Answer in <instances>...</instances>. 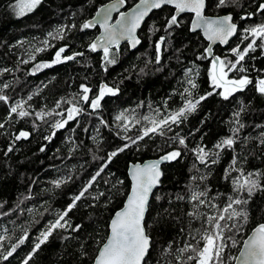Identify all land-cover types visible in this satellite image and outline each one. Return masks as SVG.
<instances>
[{"label": "trees", "instance_id": "16d2710c", "mask_svg": "<svg viewBox=\"0 0 264 264\" xmlns=\"http://www.w3.org/2000/svg\"><path fill=\"white\" fill-rule=\"evenodd\" d=\"M107 1L42 0L32 12L17 16L13 9L15 0H0V70H10L0 75V88L5 83L9 85L0 92L9 97L7 103L0 101V124L4 125L0 128V235L10 238L5 241L6 247L25 234L29 237L8 261L0 260V264H22L40 233L67 209L91 177L104 167L66 217L73 227L81 225L80 230H56L29 261V264H92L108 234L112 215L128 194V165L159 157L173 149H179L182 156L162 166L161 184L152 194L145 216L146 231L152 241L146 259L147 264H179L177 250L186 243H194L188 234L189 226L192 229L201 226L200 220H193L188 215L193 211L194 203L189 200L190 187L199 185L201 190L207 187L206 203L210 200L218 207L200 206L199 211L218 215L226 206L227 198L238 195L233 192L231 179L240 173L232 171L228 179L225 178L234 155L238 156L237 167L245 172H264V144L258 139L264 132V95L256 90L257 82L264 79V49L260 47L251 51L237 66L243 67L244 72L233 70L228 73L229 78L247 76L252 81L242 91L225 100L215 94L220 92L216 89L213 95L201 101L187 120L172 125V131L165 130L164 136L150 134L109 161L112 151L130 143L128 137L136 139L143 128L150 126L142 117L166 116L183 106L185 98L195 101L212 92L213 87L209 76L212 58L205 51L207 42L200 32L190 31V14L178 17L179 27L165 31L166 20L174 12L169 6L153 11L145 20L138 32L141 42L136 49L130 50L126 44L110 49L116 62L105 64L103 52H92L88 47L98 28L81 30V26ZM135 2L125 0V8ZM260 3L264 0H238V4L218 7V0H206L207 15L232 14L238 24L236 36L226 47L216 45L213 56L236 60L231 49L237 45L243 49L249 42L241 43L242 30L264 21V13L256 11ZM248 13L255 15L242 20L241 17ZM61 28L64 39H52L48 35ZM161 36L165 40L157 63L156 44ZM45 39L49 40V45L43 43ZM60 47L66 49L62 57L75 53H83V56L37 70V64L51 63ZM37 48L45 50L36 52ZM200 56L206 58L197 59ZM189 69L197 85L195 89L191 88L189 77L185 75ZM105 84L118 91L114 96L105 95L98 110L93 112L80 101L78 106L85 111L75 120L59 130L51 127L55 121L66 118V109L71 105L63 101L82 93L81 85L88 86L91 89L89 96L95 98ZM185 88H189L192 96L184 93ZM29 96L31 100H28ZM19 101H26L23 107L30 115L21 118L11 114L9 118L10 108ZM58 101L59 108L56 107ZM40 111L63 112L64 116L54 114L40 120L36 117ZM121 112L127 120L115 119ZM237 112L239 116L234 115ZM237 120L244 127L238 133L234 150L216 149L214 146L221 139L233 136L231 130L239 127ZM20 131L28 132V138L16 140ZM52 132L55 135L46 139ZM176 133L185 138L186 148L171 139ZM197 146L220 152L217 163H209L207 168L200 164L194 152ZM201 174L206 175L205 180L193 181V176ZM56 180L63 183L56 187L53 183ZM178 196L184 199H177ZM243 198H247L246 194ZM233 207L246 209L249 218L247 223L242 220L228 222L243 224V228L239 233L235 229L231 233L239 242L237 247L232 248L231 241H226L229 247L225 249V255L229 259L225 264H234L230 257L236 256L251 229L264 223V192L257 191L247 205ZM225 234H229L227 230Z\"/></svg>", "mask_w": 264, "mask_h": 264}, {"label": "snow or ice", "instance_id": "6c2138e0", "mask_svg": "<svg viewBox=\"0 0 264 264\" xmlns=\"http://www.w3.org/2000/svg\"><path fill=\"white\" fill-rule=\"evenodd\" d=\"M42 0H15L13 9L17 16H24L25 14L32 12L38 5H40ZM238 4V0H218V7L225 6L226 4ZM125 4V0H117V3L113 4L111 8H105L102 13H97L95 23H99L104 29V34L102 37H97L96 41L91 43L88 47L92 52L97 51L98 48L103 50V61L107 65L114 64L115 58L110 51L113 45H118L120 39H128L132 46L135 47L140 43L139 39L135 36V31L140 27L141 21L145 16L148 15L153 9H160L165 5H172L175 9V14L171 15L170 19L166 20L165 31L169 29L180 26V21L178 20V15L180 13H192L194 14V20L191 26V31L195 32L198 28L203 29L207 39L211 41H219L222 44H227L229 38L236 35L238 28L237 24L233 22V17L227 15L224 17H219L216 19L209 18L205 15L206 0H140L133 9L132 13L129 15L127 13L121 12L120 19L116 21L115 24H109V19L111 18V12L113 10L118 11L120 6ZM257 13H264V3H260L257 7ZM255 13H248L246 16H242L241 19H249ZM95 23L90 20L86 21L82 26L81 30L89 29L95 27ZM75 27V25H72ZM158 30V29H157ZM243 39L241 43L245 40L249 42L247 45L241 49L239 45L231 49V53L236 57L235 61L224 60L219 56H213L211 60V68L209 71V76L211 79V84L213 87L212 92H208L205 95H201L193 101V99H184L183 106L178 108L176 111L169 113L166 116L160 118L144 116L143 120L149 122V127L142 129V134L136 139L128 137L127 139L130 143H125L121 147L112 151L109 154V161L111 158L116 157L119 153L124 152L126 149L132 145L137 144L138 140H143L145 137H150V134H159L164 136L166 131H172V125H179L183 121L187 120L188 115L195 111L201 101L207 99V97L213 95L216 89H222L220 92H216V95H220L223 99L227 100L236 92L242 91L247 85L252 83L247 76H240L239 78H228V73L237 70L239 72H244L243 67L237 68L245 57L251 52L255 51L257 47L264 49V21L259 24L252 25L244 28ZM52 39H64V30L58 29L55 34H48ZM171 35V33H169ZM165 37L161 36L160 40L156 44L157 57L156 62L160 61V48L163 44ZM257 41L260 43L257 44ZM45 45H49V40L45 39L43 41ZM44 48H37L36 52L44 51ZM65 47H60L55 52V58L51 63H40L36 65L37 70L42 68L50 67L51 64L62 63L64 61L74 60L77 56H83V53H75L73 55H66L62 57V53L65 52ZM208 55H212L211 48L205 50ZM206 58L203 56L197 57V59ZM31 59H35V56H31ZM27 63L28 61H23ZM9 69L0 70V75L3 72H8ZM191 69L187 70L185 75L189 77L188 83L192 89L197 88L196 83L191 78ZM9 85L5 83L3 88H8ZM0 88V92L3 91ZM82 93H78L71 99H65L63 102L71 105L66 109V118L62 120H57L51 125L52 128L59 130L64 128L69 121L75 120L85 109L78 106L80 101L87 104L88 107L95 112L101 107V100L105 95H116L118 89L108 87L106 84L102 85L99 89V94L95 98H91L89 93L91 89L86 85H81ZM256 90L264 95V79H260L256 84ZM184 93L188 96H192V92L189 88L184 89ZM181 93V96H184ZM32 97L29 96L28 100ZM9 97L0 94V101L7 103ZM26 101H19L10 108L9 118L11 114H17L19 117H28L30 113L26 111L23 107ZM61 106L58 101L56 107ZM244 107H241V111ZM64 116L63 112L54 113L53 111L44 112L40 111L36 113L37 119L44 120L46 116L52 115ZM234 115L239 116V112ZM159 116V112H157ZM117 121L127 120V117L123 112L115 117ZM139 123V121H136ZM101 123H104L101 121ZM239 127L232 129L233 136L221 139L214 147L216 149H233L236 144L238 133L244 127L239 120L236 121ZM4 125L0 124V128ZM125 130H127V124L124 125ZM55 135L52 132L46 139H51ZM29 133L26 131H20L16 135L15 139L19 140L21 138L27 139ZM175 142L179 145L185 146L186 141L184 137H181L179 133H176L172 137ZM249 139V138H246ZM260 144H264V132H261L258 138ZM9 151L12 149L9 148ZM43 151V148L41 149ZM196 158L200 164H203L206 168L209 163L216 164L220 152L206 150L205 147L197 146L194 150ZM182 152L179 149H173L161 156L158 160L146 163L144 165H134L131 172L132 187L131 191L127 196V200L123 208L117 211L114 217L111 218L108 225L109 231L104 241L101 242V246L97 250V254L93 258V264H147V259L150 255V248L152 247L151 237L146 231L145 213L149 208V195L152 193L154 187L160 182V177L162 175L160 171V164L165 161H174L181 158ZM238 156H233L232 162L229 169L226 170V179L231 175L232 171L239 172L240 175L231 179L233 185V192L238 195L233 197L229 196L226 206L220 209V214L210 215L199 211L200 206H207L210 208H217L218 206L212 204L211 201H207L209 190L205 187L203 190L199 188V185L190 187L189 200L193 203V211L189 212L188 215L193 220H200L201 226L199 228L192 229L191 226L189 230V235L194 243H186L183 248L177 250L176 259L179 264H225L226 257L225 249L229 247L226 241H231V247H237L239 243L233 233L235 229L236 233H239L243 228V224H237L235 222L229 224V221L242 220L243 223L248 221V212L246 209L242 208L237 210L233 205H247L249 199L257 192H264V172L252 171L245 172L242 168L237 167ZM106 167V165H105ZM195 168V164L193 165ZM104 171V167H101L96 174L91 177L88 185L81 190V192L74 197L72 203H70L66 210L58 215L54 222H51L44 231L40 233L37 238V242L33 245L32 252L29 253L27 258H25L22 264H29L32 259V255L36 253L42 245L48 242L49 238L53 235L56 230L71 228L73 232L79 231L82 227L81 225L72 226L66 219L69 213L74 207H76V202L84 197L88 188L92 186V182L96 180L98 176ZM199 172V169H197ZM193 181L199 179L203 181L206 179V175L201 174L199 176H193ZM56 187H59L62 180L53 181ZM243 194H246L247 198H243ZM103 195V193H101ZM177 199H184L183 196H178ZM214 199V197H213ZM224 223H221V222ZM227 230L228 235L225 234ZM7 231V230H5ZM184 231V229H181ZM28 235L18 238V241L11 244L10 247L5 246V241L10 239L5 235H0V260L8 261L9 257H12L16 253L17 249L25 243L28 239ZM171 247V245H169ZM185 253H189L185 256ZM230 259L237 261V264H264V223H258L254 228L251 229V235L243 241V249L240 250L239 256L230 257Z\"/></svg>", "mask_w": 264, "mask_h": 264}, {"label": "water", "instance_id": "95a60500", "mask_svg": "<svg viewBox=\"0 0 264 264\" xmlns=\"http://www.w3.org/2000/svg\"><path fill=\"white\" fill-rule=\"evenodd\" d=\"M139 2H140V0H136V2H135L132 6H130L129 8H125V4H124L123 6H120V7H119L118 11L113 10V11L111 12V18H110L109 21H108L109 24H115L116 21L120 19V13H121V12H124V13H127V14L130 15V14L132 13L133 9H135L136 5H137ZM115 3H117V0H109V1L105 2L104 4H102L101 6H99V7L96 9V11L94 12L93 16H92L90 19H88L87 21L92 20V21L95 23L96 19H99V18L97 17V13H102L103 10H104L105 8H111L112 5L115 4ZM165 6H169V7L173 8V10H174L173 14H175L174 6H172V5H165ZM163 7H164V6H163ZM155 10H158V9H153L151 12H149L148 15L145 16L144 19L141 21L140 27L137 28L136 31H135V36H136L137 39H139L140 42H141V39H140V37H139V35H138V32H139L140 28L142 27L143 23L145 22V20H146V19L149 17V15H150L153 11H155ZM205 10H206V7H205ZM183 14H190V15H191V19H190V22H189V29H191V26H192L193 20H194V18H195V17H194V14H192V13H180V14L178 15V17L181 16V15H183ZM205 15H206L207 17H209V18H212V19H216V18H219V17H224V16H227V15H231V16H232V14L207 15L206 13H205ZM232 17H233V16H232ZM233 22L236 23L235 20H234V18H233ZM236 24H237V23H236ZM95 27L98 28V33H97V35L93 38V40L91 41V43L95 42L96 39H97V37H102L103 34H104V29L100 26L99 23H95ZM237 28H238V24H237ZM190 31H191V30H190ZM191 32H193V31H191ZM195 32H200V34L202 35L203 39L207 42L206 49H208L209 47L211 48L212 55H208V54L206 53L207 56H208L209 58H213V48H214L216 45H220L221 47H226V46L232 41V39L236 36V35H234V36L230 37V38H229V41H228L227 44H222V43H220L218 40H217V41H211V40L207 39V37H206L205 34H204L203 29H201V28H198ZM237 32H238V31H237ZM123 44H126L130 50H134V49H136V48L139 46L140 43L137 44L135 47H133V46H132V43H131L128 39H120V40H119V44H118V45H113V46L111 47V49H113V48H119V47H120L121 45H123ZM95 52H103V50H102V48H98L97 51H95ZM161 156H163V155H161ZM161 156L156 157V158L146 159V160H144V161H142V162L137 161V162H135V163H130V164L128 165V168H127V175H128L129 180H130V188H129L128 194L130 193V191H131V187H132L131 172H132V168H133V166H134V165H137V164H139V165H144V164H146V163H150V162H152V161H156V160H158ZM167 162H168V161H165V162H162V163L160 164V171H161V173H162V175H161V177H160V182L157 184L156 187L153 188L152 193H150V195H149V202H150V200H151L152 194L154 193V191H155V190L160 186V184H161V180H162V178H163V170H162V166H163L165 163H167ZM128 194L126 195L125 200H124L122 206H121L117 211H119V210H121V209L123 208V206H124V204H125V202H126V200H127V196H128ZM117 211H115V213H116ZM115 213L112 215V217H114ZM146 213H147V212H146ZM146 213H145V216H146ZM112 217H111V218H112ZM110 220H111V219H110ZM109 223H110V221H109ZM250 235H251V231H250V232L248 233V235L244 238V240H246ZM244 240H243V241H244ZM242 249H243V242H242V245H241V247H240L238 253L236 254V256H239V252H240V250H242ZM92 264H93V262H92ZM234 264H237V261L234 260Z\"/></svg>", "mask_w": 264, "mask_h": 264}, {"label": "rangeland", "instance_id": "374dc122", "mask_svg": "<svg viewBox=\"0 0 264 264\" xmlns=\"http://www.w3.org/2000/svg\"><path fill=\"white\" fill-rule=\"evenodd\" d=\"M229 78V77H228ZM229 79H232V78H229ZM220 91H222V89H220Z\"/></svg>", "mask_w": 264, "mask_h": 264}]
</instances>
